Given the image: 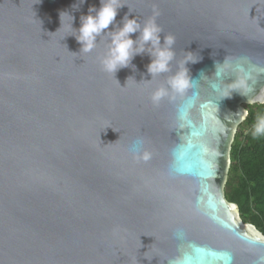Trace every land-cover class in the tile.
I'll use <instances>...</instances> for the list:
<instances>
[{
	"label": "water",
	"instance_id": "water-1",
	"mask_svg": "<svg viewBox=\"0 0 264 264\" xmlns=\"http://www.w3.org/2000/svg\"><path fill=\"white\" fill-rule=\"evenodd\" d=\"M120 2L114 25L159 13L169 72L147 52L106 72V34L80 52L59 14L79 28L100 0H0V264H264L225 196L246 104L264 102V0ZM189 52L190 87L154 102Z\"/></svg>",
	"mask_w": 264,
	"mask_h": 264
},
{
	"label": "clouds",
	"instance_id": "clouds-1",
	"mask_svg": "<svg viewBox=\"0 0 264 264\" xmlns=\"http://www.w3.org/2000/svg\"><path fill=\"white\" fill-rule=\"evenodd\" d=\"M85 0H79L83 4ZM79 5H73L78 8ZM120 0H100L99 8L91 6L86 15L80 16L79 28L73 27L74 16L68 11H61L59 14L60 28L64 26V17H71L68 26L72 31L70 36H74L81 45L80 52L89 53L97 45V37L106 34L109 37V44L106 53L101 57L100 63L106 72L115 73L122 68L129 67L136 55L147 52L151 57L147 65V71L154 76L170 71L171 62L174 59L173 44L175 37L172 35L164 36L161 43V27L156 23V16L159 14L155 9L153 15L141 24L136 17L125 16L119 25H114L118 10L122 7ZM110 25H114L109 30ZM58 29V30H59ZM57 30V31H58ZM139 35L133 39V34ZM67 35V36H69ZM192 59V52L178 68V70L168 80V88H158L153 93L152 99L158 102L168 94L171 89L175 93H184L190 87L191 78L188 75L186 65L197 62ZM232 90H247L246 81L240 78L238 81L228 85ZM254 137H264V117H260L253 129Z\"/></svg>",
	"mask_w": 264,
	"mask_h": 264
},
{
	"label": "trees",
	"instance_id": "trees-1",
	"mask_svg": "<svg viewBox=\"0 0 264 264\" xmlns=\"http://www.w3.org/2000/svg\"><path fill=\"white\" fill-rule=\"evenodd\" d=\"M246 107L247 117L232 142L225 196L238 204L243 221L264 233V137L253 136L254 125L264 117V102Z\"/></svg>",
	"mask_w": 264,
	"mask_h": 264
}]
</instances>
